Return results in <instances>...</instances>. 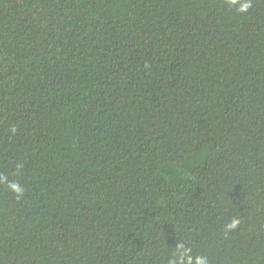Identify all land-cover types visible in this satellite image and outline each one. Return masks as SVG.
<instances>
[{
  "label": "trees",
  "instance_id": "1",
  "mask_svg": "<svg viewBox=\"0 0 264 264\" xmlns=\"http://www.w3.org/2000/svg\"><path fill=\"white\" fill-rule=\"evenodd\" d=\"M243 2L0 0V264H264Z\"/></svg>",
  "mask_w": 264,
  "mask_h": 264
},
{
  "label": "clouds",
  "instance_id": "2",
  "mask_svg": "<svg viewBox=\"0 0 264 264\" xmlns=\"http://www.w3.org/2000/svg\"><path fill=\"white\" fill-rule=\"evenodd\" d=\"M230 4H237L239 0H228ZM251 7V0H244L243 3H241L239 11L245 12ZM15 131V129H13ZM9 187L17 194V199L21 198L25 189L18 183H11ZM240 223L239 219L234 218L231 223L227 225V228L229 230L235 229L237 225ZM187 255V250L180 252V261L177 262L175 258H173L170 261V264H183L184 258ZM188 264H191V257H188ZM197 264H207V259L205 257H199L197 258Z\"/></svg>",
  "mask_w": 264,
  "mask_h": 264
}]
</instances>
